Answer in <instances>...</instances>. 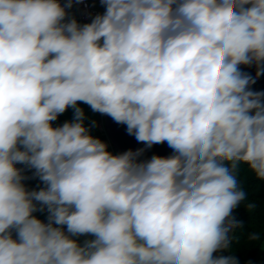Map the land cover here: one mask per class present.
Listing matches in <instances>:
<instances>
[{
	"label": "clouds",
	"instance_id": "obj_1",
	"mask_svg": "<svg viewBox=\"0 0 264 264\" xmlns=\"http://www.w3.org/2000/svg\"><path fill=\"white\" fill-rule=\"evenodd\" d=\"M81 2L0 0V264H239L213 253L238 165L264 182V92L239 69L264 63V0H100L79 25ZM78 102L173 154H112Z\"/></svg>",
	"mask_w": 264,
	"mask_h": 264
},
{
	"label": "trees",
	"instance_id": "obj_2",
	"mask_svg": "<svg viewBox=\"0 0 264 264\" xmlns=\"http://www.w3.org/2000/svg\"><path fill=\"white\" fill-rule=\"evenodd\" d=\"M61 4L65 0H60ZM103 13L105 7L102 5ZM69 18H75L78 23V10L76 4L68 9ZM79 24V23H78ZM62 122L60 116L52 121V126L58 127ZM18 168H25V165L17 164ZM35 170L26 169L22 174L27 177L22 181L26 190H39L44 187L43 182L38 177H33ZM236 177L240 188L246 193V200L242 201L234 209V219L238 222V227L234 228L231 243L230 256L235 257L239 264H264V182L259 181L247 164L238 165ZM248 204L255 207L249 209ZM46 218L42 221L47 223L48 212L43 211ZM255 234L258 238L253 240L251 236ZM13 237L16 236L13 234Z\"/></svg>",
	"mask_w": 264,
	"mask_h": 264
},
{
	"label": "water",
	"instance_id": "obj_3",
	"mask_svg": "<svg viewBox=\"0 0 264 264\" xmlns=\"http://www.w3.org/2000/svg\"><path fill=\"white\" fill-rule=\"evenodd\" d=\"M239 69L242 73L248 74L255 80L254 84L249 85L251 91L264 92V63L261 64L260 69L257 68L255 63L251 65H239ZM258 70L261 71L259 76H257ZM104 127L117 155L129 150L135 152L138 149H144L143 154L138 159L145 161L150 160L154 155L167 157L173 154V149L167 145V142L162 144H154L150 148L147 147L145 143L138 142L134 135H130L127 132V126L125 124L116 123L110 116L104 115ZM230 218H234V210L232 211ZM233 231L234 228L228 233V247L226 249H221L217 252H214L213 258L230 257V243Z\"/></svg>",
	"mask_w": 264,
	"mask_h": 264
},
{
	"label": "crops",
	"instance_id": "obj_4",
	"mask_svg": "<svg viewBox=\"0 0 264 264\" xmlns=\"http://www.w3.org/2000/svg\"><path fill=\"white\" fill-rule=\"evenodd\" d=\"M78 106L80 107L79 102H78ZM59 116L62 119V122L59 126H62L65 122L73 121L74 110L72 108H68L63 114ZM93 121L95 122L94 127L92 126ZM84 125L85 127L89 128L90 135H92L95 138H99L102 142H104L107 145V150L111 152L112 154H115L111 146L110 139L102 125V114L100 116V113L96 112L94 117L93 115H88V116L85 115ZM33 215L36 216L41 221H43L46 218V214L43 211L34 212ZM64 229L66 231V226H64ZM13 234L16 236L15 231H13ZM73 238L82 244L85 240L93 239L94 237L90 235H86V236H79V237H73Z\"/></svg>",
	"mask_w": 264,
	"mask_h": 264
},
{
	"label": "built area",
	"instance_id": "obj_5",
	"mask_svg": "<svg viewBox=\"0 0 264 264\" xmlns=\"http://www.w3.org/2000/svg\"><path fill=\"white\" fill-rule=\"evenodd\" d=\"M94 0H82L81 3L76 4L78 10V23L84 25L90 23L92 19L98 15L103 14L102 10L95 6ZM102 124L104 123V115H102ZM104 127V124H103ZM116 155V153L114 154Z\"/></svg>",
	"mask_w": 264,
	"mask_h": 264
},
{
	"label": "rangeland",
	"instance_id": "obj_6",
	"mask_svg": "<svg viewBox=\"0 0 264 264\" xmlns=\"http://www.w3.org/2000/svg\"><path fill=\"white\" fill-rule=\"evenodd\" d=\"M93 2H94V4H95L96 7H98L99 9L102 10V4L100 3V0H94ZM79 104H80V108L83 109L84 114L86 116L93 115V117H94V115H95L96 112H93L89 105H87V104H85L83 102H79ZM100 116H101V114H100Z\"/></svg>",
	"mask_w": 264,
	"mask_h": 264
}]
</instances>
